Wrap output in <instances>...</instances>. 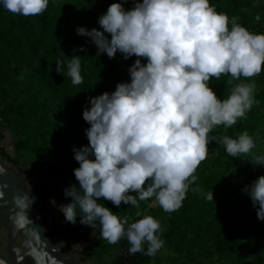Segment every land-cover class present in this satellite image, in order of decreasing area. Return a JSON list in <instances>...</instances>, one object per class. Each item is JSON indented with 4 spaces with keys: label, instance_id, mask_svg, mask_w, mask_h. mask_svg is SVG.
<instances>
[{
    "label": "clouds",
    "instance_id": "obj_1",
    "mask_svg": "<svg viewBox=\"0 0 264 264\" xmlns=\"http://www.w3.org/2000/svg\"><path fill=\"white\" fill-rule=\"evenodd\" d=\"M124 3L127 0L111 3L98 18L102 31L76 28L77 35L90 38L98 57L106 53L112 59L119 52L125 60L137 59L128 69L130 82L89 97L90 107L82 112L90 125L85 129L89 145L72 149L79 164L73 170L79 187L71 184L64 189L70 203L56 205L54 199L50 203L67 223L75 224L79 216L82 225L99 228V237L107 243L115 246L126 239L130 255L153 257L165 243L160 222L147 215L129 223L127 216H118L98 200L139 207V202L154 198L165 212H175L197 180L194 173L207 158L212 141L230 157H241L256 147L247 131L236 138L210 133L220 125H236L259 103L255 81L246 83L241 77L252 78L264 70V33L242 26L237 16L217 12L210 0H134L130 9ZM0 4L11 14L34 17L47 10L49 0H0ZM80 57L72 55L67 65L73 85L83 83ZM62 65L58 58L57 74L63 75ZM222 76H228L226 86H232L223 100L209 86ZM249 162L264 166V155H253ZM5 174L6 169L0 168V176ZM241 191L256 208L257 219L264 221V175ZM206 198L214 200L212 190ZM33 202L27 195L14 197L19 211L10 219L17 227L32 223L28 213Z\"/></svg>",
    "mask_w": 264,
    "mask_h": 264
},
{
    "label": "trees",
    "instance_id": "obj_2",
    "mask_svg": "<svg viewBox=\"0 0 264 264\" xmlns=\"http://www.w3.org/2000/svg\"><path fill=\"white\" fill-rule=\"evenodd\" d=\"M114 2L123 0H49L47 10L34 17L11 14L0 4V115L5 122L14 124L18 150L38 158L40 164L70 161L77 187L73 170L79 164L73 151L67 157L63 153L72 148L74 140L77 149L89 145L85 129L90 125L82 117L83 109L90 107L89 97L110 93L117 83L130 82L128 69L137 59L132 56L125 60L119 52L112 59L106 53L98 57L90 38L76 33L77 26L102 31L98 18ZM210 3L229 18L239 17L238 22L250 31L264 33L261 7L253 0H210ZM133 4L134 0H127L124 7L130 9ZM105 35L110 39V34ZM81 46L86 51H73ZM72 55L81 56L83 83L79 85H73L67 76ZM58 58L63 61V75L55 72ZM142 63H147L146 59L142 58ZM228 79L222 76L219 81L213 78L209 83L221 100L230 94L232 86H226ZM249 79L256 83L254 96L259 103L236 125L217 126L210 135L236 138L247 131L256 147L241 157H230L222 145L212 141L207 158L194 173L197 180L190 185L182 207L171 213L158 204L148 207V215L161 224V238L165 241L162 249L176 254L173 260L176 263L178 257L184 256L178 264H264V221L257 219L256 208L241 191L264 175V166L249 162L253 155H264V70L252 78L241 77L243 81ZM0 152L6 161L20 168L19 161L3 147ZM59 174L64 176L63 172ZM211 190L213 201L206 198ZM153 200L141 201L139 205L147 207ZM135 208L123 202L119 207L113 204L109 207L118 216L128 218ZM140 218L143 217L139 214L133 220ZM62 233L66 236L67 229ZM144 247L146 251L147 245ZM105 250L102 247L98 252L95 247L81 258L93 259ZM152 258L136 253L126 260L128 264H148ZM113 264H124V259L117 255Z\"/></svg>",
    "mask_w": 264,
    "mask_h": 264
},
{
    "label": "water",
    "instance_id": "obj_3",
    "mask_svg": "<svg viewBox=\"0 0 264 264\" xmlns=\"http://www.w3.org/2000/svg\"><path fill=\"white\" fill-rule=\"evenodd\" d=\"M0 168L6 169V174L0 176V186L7 185L0 187L4 193L3 199H0V236L5 245L2 252L10 263L87 264L57 229L50 211L39 201V192L33 190L21 169L6 161L1 152ZM25 195L29 202L34 198L28 213L32 223L21 229L10 217L19 211L14 204V197Z\"/></svg>",
    "mask_w": 264,
    "mask_h": 264
},
{
    "label": "rangeland",
    "instance_id": "obj_4",
    "mask_svg": "<svg viewBox=\"0 0 264 264\" xmlns=\"http://www.w3.org/2000/svg\"><path fill=\"white\" fill-rule=\"evenodd\" d=\"M253 80L249 79L244 82L251 83ZM3 118V117H2ZM4 120V119H3ZM14 124H9L8 121L4 124L0 125V147H3L6 152L13 157L14 159H17L19 161V166L21 171L24 173L27 181L30 183L31 187L34 191L39 192V201L42 203L43 199L45 198L44 192H49L50 196L59 204H66L71 202L70 197H65L64 195V189L71 184H75V181L72 179V175L70 172V161H67V163L63 164L62 161L54 160L51 162H47L44 164L39 163V159L36 157H33L31 154L24 152L22 150H18L16 148V141L18 140V134L13 128ZM81 138V137H79ZM77 143V140L73 142L72 148L70 150H67L66 153L64 152L63 155H70V151H72L73 147ZM64 173V176H62L59 173ZM42 193L41 197L40 194ZM103 203L106 207H110L112 203L107 200H98V203ZM43 204V203H42ZM44 205V204H43ZM156 205L155 201H151L147 203V207L140 206L136 207L131 213V216L129 217V223L135 222L133 219L137 215H142V217L148 215V207ZM124 209V208H123ZM53 217V216H52ZM54 220V219H53ZM80 217H77V222L73 224V229L70 236V241H72L74 244H78V240L83 238L81 237V234L83 233V228L88 227V230H93L91 227L82 225L80 222ZM71 224V223H70ZM69 224L67 223V226ZM72 225V224H71ZM70 226V225H69ZM72 227V226H71ZM70 227V228H71ZM67 228V227H66ZM82 229V230H81ZM71 230V229H70ZM63 231V230H62ZM69 234V229L67 231ZM77 234V236L74 238V234ZM93 233V232H92ZM96 233H99V228H97ZM95 234L99 239L97 242L101 243L98 244L97 251H101L102 244H109L107 241H104L99 237V235ZM85 238L88 239V241H91L87 234H84ZM92 235V234H91ZM92 239L90 244L95 243L97 237ZM84 239V238H83ZM68 240V239H67ZM96 242V243H97ZM111 245V244H109ZM5 247L3 240L0 236V263L1 264H11L8 257L2 252L3 248ZM247 249H250L249 247ZM176 258V254L173 252L167 250V249H161L153 258L150 260L148 264H178L180 261L184 260V256L178 257V262H174L173 260ZM88 260H85V262Z\"/></svg>",
    "mask_w": 264,
    "mask_h": 264
},
{
    "label": "crops",
    "instance_id": "obj_5",
    "mask_svg": "<svg viewBox=\"0 0 264 264\" xmlns=\"http://www.w3.org/2000/svg\"><path fill=\"white\" fill-rule=\"evenodd\" d=\"M253 1H254L255 5L261 7L260 14H261L262 18H264V0H253ZM44 194L46 196L43 199L42 203L50 211L51 215L53 216V219L55 221L57 229H59L61 231L65 230V229H67V231H68V229H69V234H66V239H68L67 241L69 242V244L78 251L79 256L80 257L85 256L90 251H92L95 247L98 248V244H101V243L97 242L99 238L95 235V234H97L96 231H93L91 229L88 230L87 229L88 227H85V226H84L83 231H82L83 233L81 234V237L83 236L84 239L83 238H81V240L77 239L79 242L78 244H74L72 241H70L69 239H70V236L72 235L71 232H72V229L74 227L73 224L71 225L70 223H68L70 226L69 225L67 226V222L65 221V217H64L63 213L59 210V208L57 206H53L50 203V201L53 200V198L50 196L49 192L48 193L44 192ZM41 195H42V193L40 194V197H41ZM56 205H59V204L56 202ZM84 234H87V236L89 237V239L91 241L96 236L97 239H96L95 243L90 244L91 241H88V239H86L84 237L85 236ZM73 236L75 238L77 236V234H74ZM101 246L105 247L106 250L104 252L99 253L93 259H88L87 264H113V260L117 256L116 245L114 246V245H109V244H102Z\"/></svg>",
    "mask_w": 264,
    "mask_h": 264
},
{
    "label": "built area",
    "instance_id": "obj_6",
    "mask_svg": "<svg viewBox=\"0 0 264 264\" xmlns=\"http://www.w3.org/2000/svg\"><path fill=\"white\" fill-rule=\"evenodd\" d=\"M2 124H4V120H3L2 116L0 115V125H2ZM129 248H130V245L127 242L126 239H125L124 242H119L116 245L117 255L118 256H121L124 259V264H128V262H127L126 259L128 257H131L132 256V255L129 254Z\"/></svg>",
    "mask_w": 264,
    "mask_h": 264
},
{
    "label": "flooded vegetation",
    "instance_id": "obj_7",
    "mask_svg": "<svg viewBox=\"0 0 264 264\" xmlns=\"http://www.w3.org/2000/svg\"><path fill=\"white\" fill-rule=\"evenodd\" d=\"M61 231V230H60ZM61 233H62V231H61ZM5 241H6V238H5Z\"/></svg>",
    "mask_w": 264,
    "mask_h": 264
}]
</instances>
